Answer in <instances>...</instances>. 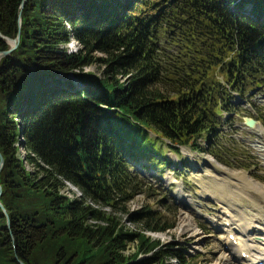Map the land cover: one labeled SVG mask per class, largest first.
<instances>
[{
	"label": "trees",
	"instance_id": "1",
	"mask_svg": "<svg viewBox=\"0 0 264 264\" xmlns=\"http://www.w3.org/2000/svg\"><path fill=\"white\" fill-rule=\"evenodd\" d=\"M18 34L0 60V264H190L146 235L173 218L128 211L134 163L162 173L164 146L189 147L250 169L218 137L237 97L264 95V0H0V52Z\"/></svg>",
	"mask_w": 264,
	"mask_h": 264
},
{
	"label": "rangeland",
	"instance_id": "2",
	"mask_svg": "<svg viewBox=\"0 0 264 264\" xmlns=\"http://www.w3.org/2000/svg\"><path fill=\"white\" fill-rule=\"evenodd\" d=\"M77 47L75 44L61 46L68 51H74ZM85 72L100 74L101 69L94 65L86 68ZM251 102L256 105L254 108L260 109L264 123V95L256 92L248 101L250 105ZM248 103L246 101L242 103L240 98L235 100L236 113L231 118L229 116L226 120L223 119L224 125L220 127L218 143L231 154H239L244 164L250 167L249 170L224 166L207 151L199 153L189 147H181L179 152L175 153L164 146L163 155L171 162V167H166L162 173L154 168L145 169L141 163H134L136 174L143 181L146 192L136 196L128 204V211L132 213L149 207L155 212L173 218L172 230L165 233L148 232L146 235L159 240L163 245L169 243L175 250H180L190 264H216L220 259L224 250V242L220 240L222 228L215 226L223 223L220 220L223 210L220 208L222 207L220 203L237 205L235 209L245 208L244 211L250 212L248 208L252 207L251 200H255L253 198L255 196L246 188L243 180H240L251 177L264 187V135L245 123L247 119H252L251 115H253V108H249ZM263 123L259 122L264 129ZM21 154L23 155L24 152L22 151ZM206 161L210 164L217 163L228 173L213 170ZM65 191L73 192L74 196L79 197L78 190L70 185H67ZM182 213H186L188 219L190 218L198 226L197 229L189 220L197 229L196 235L200 236L198 243V238L193 236L190 229L179 228ZM121 216L126 221L127 216L125 214ZM125 225L132 230H143L139 223L125 222ZM233 240L234 237L230 236V241ZM131 250H133L132 246L128 253ZM170 264L176 263L172 261Z\"/></svg>",
	"mask_w": 264,
	"mask_h": 264
},
{
	"label": "bare ground",
	"instance_id": "3",
	"mask_svg": "<svg viewBox=\"0 0 264 264\" xmlns=\"http://www.w3.org/2000/svg\"><path fill=\"white\" fill-rule=\"evenodd\" d=\"M257 130L262 134V136L264 135V129L262 127L257 128ZM206 163L209 162L206 161ZM209 166H211L215 171L220 170L221 173H225L227 171L215 162L211 164L209 163ZM242 180L246 188L249 189L255 196H252L255 200H251L253 208H248L250 212L247 213L244 211L245 208L239 210L238 208L235 209L237 205L233 206L231 204L220 203L222 204V207L220 208L223 209L221 210L223 219L221 217L220 220H222L223 223L222 225L217 224L215 226L217 228H222L220 240L222 239V243L224 242V250L221 252L219 261L216 260V264L264 263V187L258 184V182L256 183V181L252 180L251 177L248 179H241L240 181ZM64 193L71 199L79 198L81 196L80 192L79 197L74 196L75 194L73 192L65 191ZM181 215L179 228L190 229L193 236L198 238V243L200 240L199 234L196 235L198 226L195 225L190 218L188 219V215L186 213H182ZM189 220L196 226L197 229L190 223ZM230 236L234 237L233 241H230ZM243 254H246L244 259L242 258Z\"/></svg>",
	"mask_w": 264,
	"mask_h": 264
},
{
	"label": "water",
	"instance_id": "4",
	"mask_svg": "<svg viewBox=\"0 0 264 264\" xmlns=\"http://www.w3.org/2000/svg\"><path fill=\"white\" fill-rule=\"evenodd\" d=\"M26 0H23V3ZM23 6V4H21V7ZM0 38H2V36L0 35ZM7 44L10 46L9 50L7 51H3L0 52V60L9 56L15 49H17L18 45H19V34L17 35V37L15 39H6ZM253 93V92H252ZM246 125L250 126V127H254V128H258L260 126V124L258 122H255L251 119H247L246 120ZM3 164H4V159L2 157V155L0 154V171L3 168ZM0 196H1V187H0ZM0 208L3 210V212L6 214V210L4 209V207L1 205L0 203Z\"/></svg>",
	"mask_w": 264,
	"mask_h": 264
}]
</instances>
